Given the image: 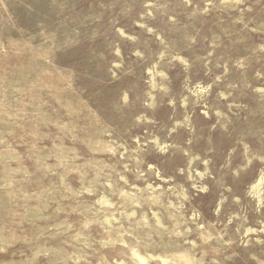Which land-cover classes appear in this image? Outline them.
I'll use <instances>...</instances> for the list:
<instances>
[{
  "label": "rangeland",
  "instance_id": "rangeland-1",
  "mask_svg": "<svg viewBox=\"0 0 264 264\" xmlns=\"http://www.w3.org/2000/svg\"><path fill=\"white\" fill-rule=\"evenodd\" d=\"M0 264H264V0H0Z\"/></svg>",
  "mask_w": 264,
  "mask_h": 264
}]
</instances>
